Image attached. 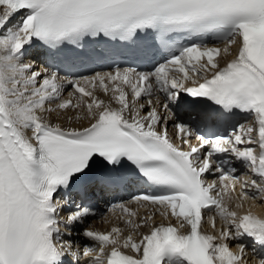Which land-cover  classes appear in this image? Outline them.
<instances>
[{
  "label": "snow or ice",
  "instance_id": "obj_1",
  "mask_svg": "<svg viewBox=\"0 0 264 264\" xmlns=\"http://www.w3.org/2000/svg\"><path fill=\"white\" fill-rule=\"evenodd\" d=\"M127 57L148 70L92 67ZM237 113L249 122L232 124ZM134 186L129 203L169 223L121 203L124 227L74 239L93 199ZM254 200L264 201V0H0V264H249L246 245L231 243L264 251V216L231 204Z\"/></svg>",
  "mask_w": 264,
  "mask_h": 264
},
{
  "label": "bare ground",
  "instance_id": "obj_2",
  "mask_svg": "<svg viewBox=\"0 0 264 264\" xmlns=\"http://www.w3.org/2000/svg\"><path fill=\"white\" fill-rule=\"evenodd\" d=\"M215 46L218 47H223V44H217ZM233 54L235 53V48H233ZM231 57H226V59H229ZM225 63V58L221 59V64L223 65ZM67 91H72L71 88H69ZM96 95L98 96L99 99H102L105 101V103H112L110 100V96H106L103 94L102 91L97 90L96 91ZM64 98H67V92H65L64 94ZM129 100H131V95H129ZM113 107H117V105L115 103H112ZM161 115L164 116L165 113L163 112V110L161 109ZM68 115H71L72 113H67ZM53 122L55 123H62L66 125V122L61 120V119H57L55 116L52 117ZM249 122V120H242L241 124H247ZM88 122L85 120L83 122L84 125H86ZM71 126H77L79 127V124H73ZM168 128H169V133L173 134L174 130L172 127V121L168 122ZM239 188V186H238ZM246 202V206H244V208H242L241 210H243V212H246L249 208L252 210V212L258 216H264V201H260V200H254V201H245ZM126 205L131 208L133 211L137 212V218L139 221H143V218L147 215H149V213L151 211H141V207L139 206H129L128 203H126ZM150 209V208H148ZM154 217V222L155 224H159V222H165V220H163V217H161L159 214H153L152 215ZM124 218V214L121 211H117L116 209L107 211L103 216L100 217H94V218H89L87 219L86 223L84 225H81L80 228L78 229V231L76 232V234L74 235V239H76L78 242H80L81 244H86V243H90L88 241L83 240V238H81L79 236V231H81L83 228L85 227H91L97 231H110V229L113 226H120V227H124L122 221ZM165 219V218H164ZM219 223V222H218ZM152 222H149V226H151ZM205 229L207 232H212L211 227L206 223L205 225ZM148 230L147 227L140 229L141 232H146ZM237 243H241V242H237V241H233L231 243V246L233 248V250H236V245ZM247 249V253H248V260H249V264H256V260L258 259V257H260L261 255H256L254 254V251H252L250 249L249 246H246Z\"/></svg>",
  "mask_w": 264,
  "mask_h": 264
}]
</instances>
